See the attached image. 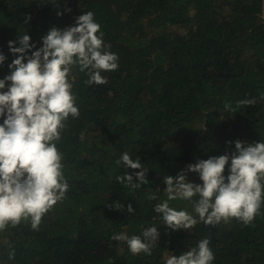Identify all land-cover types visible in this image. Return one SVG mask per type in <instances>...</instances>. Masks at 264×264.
I'll use <instances>...</instances> for the list:
<instances>
[{
    "label": "trees",
    "instance_id": "obj_1",
    "mask_svg": "<svg viewBox=\"0 0 264 264\" xmlns=\"http://www.w3.org/2000/svg\"><path fill=\"white\" fill-rule=\"evenodd\" d=\"M57 2L58 8L50 0H0V52L6 56L0 79L14 59L8 41L27 34L40 47L50 28L73 25L88 11L108 51L118 56V68L101 73L106 84L86 85V72L72 67L80 116L68 118L57 142L69 189L38 231L24 220L0 231V264H165V253L182 254L206 237L212 264H264V201L248 226L232 218L172 231L154 212L167 199L164 177L197 159L231 154L234 143L226 141L264 142V0ZM244 99L255 104L234 113L224 108ZM123 152L148 168L149 184L129 190L116 182L129 171L117 164ZM187 175L201 183L198 174ZM114 203L131 204L134 213L106 207ZM170 206L193 212L188 201ZM151 226L160 233L151 255H133L126 242L110 240Z\"/></svg>",
    "mask_w": 264,
    "mask_h": 264
},
{
    "label": "clouds",
    "instance_id": "obj_2",
    "mask_svg": "<svg viewBox=\"0 0 264 264\" xmlns=\"http://www.w3.org/2000/svg\"><path fill=\"white\" fill-rule=\"evenodd\" d=\"M50 3L59 7L57 0ZM64 11L71 9L65 7ZM100 27L94 13L88 11L75 17L73 25L50 28L41 37L40 47L30 43L27 34L8 41L14 59L7 65L8 74L0 79V231L9 225L16 227L22 220L30 221L31 228L38 231L42 217L65 198L69 185L57 142L68 118L80 116L69 73L78 66L88 76L86 85H103L108 81L101 73L118 68V56L108 51L111 46L104 43ZM5 61L6 56L0 52V65ZM254 104V99H244L236 101L235 107L227 102L224 108L234 113ZM228 143H234L231 154L197 159L175 177L163 178L167 199L154 205L161 225L172 231L189 230L198 222L215 227L230 223L232 218L251 225L264 201V142ZM117 164L129 170L115 177L123 187L134 190L150 183L146 178L148 168L139 158L123 152ZM134 169L139 171H130ZM188 173L198 174L201 183L189 182ZM148 199L157 197L150 194ZM176 200L188 201L193 212L171 207L170 201ZM106 207L134 213L131 204L126 208L121 203ZM159 235L157 226H151L131 237L114 233L110 240L126 242L133 255H151ZM209 245L210 239L203 238L195 247L168 257L165 264H212L215 256ZM13 258L14 253H10L9 259Z\"/></svg>",
    "mask_w": 264,
    "mask_h": 264
},
{
    "label": "rangeland",
    "instance_id": "obj_3",
    "mask_svg": "<svg viewBox=\"0 0 264 264\" xmlns=\"http://www.w3.org/2000/svg\"><path fill=\"white\" fill-rule=\"evenodd\" d=\"M171 255H173V253H170V252L165 253V256H164L165 260H166L168 257H170Z\"/></svg>",
    "mask_w": 264,
    "mask_h": 264
}]
</instances>
